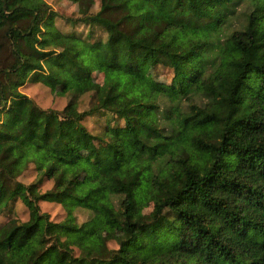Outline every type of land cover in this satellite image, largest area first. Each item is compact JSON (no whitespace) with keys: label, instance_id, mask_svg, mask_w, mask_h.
Listing matches in <instances>:
<instances>
[{"label":"trees","instance_id":"obj_1","mask_svg":"<svg viewBox=\"0 0 264 264\" xmlns=\"http://www.w3.org/2000/svg\"><path fill=\"white\" fill-rule=\"evenodd\" d=\"M23 1L0 0V212L28 217L0 222V264H264V0Z\"/></svg>","mask_w":264,"mask_h":264},{"label":"rangeland","instance_id":"obj_2","mask_svg":"<svg viewBox=\"0 0 264 264\" xmlns=\"http://www.w3.org/2000/svg\"><path fill=\"white\" fill-rule=\"evenodd\" d=\"M31 0H26L23 2H30ZM46 4H48L51 8L56 10H62L69 13H75L74 7L72 5L67 4L65 0H43ZM60 23V21H58ZM61 24V23H60ZM166 71L163 70V73L158 75L157 80H164L168 81L169 76L165 73ZM20 90L31 98L37 105L42 108H52L55 110H63L65 108L67 97L66 96H59L55 95L53 91L41 84L40 82H25L22 86H20ZM88 93L83 94L80 103L77 104V109L82 110L83 106L86 103ZM74 111V109H73ZM83 124L91 131H98L101 129L104 117L98 114H90L86 115L85 118L82 120ZM186 141V138H185ZM177 172L176 170H172V172ZM17 180L24 183L29 184L35 182L40 175L33 169L32 165H23L18 172L15 173ZM52 180L43 178L41 183L38 186V192H43L46 189L51 188ZM38 205L40 210L43 212L48 213L49 218L53 221H62L64 218L69 216L72 207L66 204L61 205L55 202H45L39 201ZM150 209V202L146 201L144 204L136 205L135 210L138 213H145ZM75 215L77 216V220L79 222L87 220L89 214L81 209H77L75 211ZM28 217V210L26 206L18 199L12 201L11 206L8 210L0 212V222H4L10 218H15L19 221L26 220ZM104 231L109 235L106 239L105 243L106 246L109 248H116V242L113 239V236L116 234V228L114 225L109 223V221L105 218L104 224Z\"/></svg>","mask_w":264,"mask_h":264}]
</instances>
